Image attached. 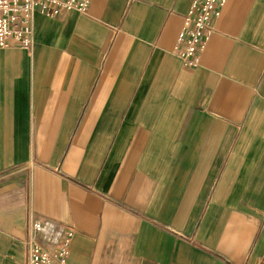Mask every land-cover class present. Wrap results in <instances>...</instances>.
I'll use <instances>...</instances> for the list:
<instances>
[{
	"label": "crops",
	"instance_id": "1",
	"mask_svg": "<svg viewBox=\"0 0 264 264\" xmlns=\"http://www.w3.org/2000/svg\"><path fill=\"white\" fill-rule=\"evenodd\" d=\"M190 0H91L0 48V264L34 220L66 264H264V0H227L195 67Z\"/></svg>",
	"mask_w": 264,
	"mask_h": 264
},
{
	"label": "built area",
	"instance_id": "2",
	"mask_svg": "<svg viewBox=\"0 0 264 264\" xmlns=\"http://www.w3.org/2000/svg\"><path fill=\"white\" fill-rule=\"evenodd\" d=\"M91 0H0V48L11 42L30 52L33 16L59 17L74 10L85 13ZM227 0H190L176 40V53L187 67H195L210 33L211 20ZM73 231L34 220L21 240L22 264H66Z\"/></svg>",
	"mask_w": 264,
	"mask_h": 264
}]
</instances>
